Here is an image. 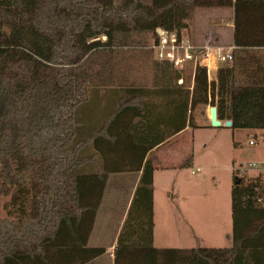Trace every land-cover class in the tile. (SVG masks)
I'll return each mask as SVG.
<instances>
[{
    "label": "trees",
    "instance_id": "obj_1",
    "mask_svg": "<svg viewBox=\"0 0 264 264\" xmlns=\"http://www.w3.org/2000/svg\"><path fill=\"white\" fill-rule=\"evenodd\" d=\"M213 8L233 11L236 47L214 81L198 66L190 85L155 58L148 87L113 56L90 68L98 53L142 34L153 43L156 29L179 35L194 11ZM102 91L116 94L114 106L100 108ZM197 106L215 107L231 130L264 131V0H0V264H89L104 255L87 243L109 175L125 171L141 176L113 264H264L257 184L235 177L230 247H153L154 167L145 157L186 123L194 128ZM86 119L97 124L86 128ZM125 153L128 164L113 163Z\"/></svg>",
    "mask_w": 264,
    "mask_h": 264
},
{
    "label": "rangeland",
    "instance_id": "obj_2",
    "mask_svg": "<svg viewBox=\"0 0 264 264\" xmlns=\"http://www.w3.org/2000/svg\"><path fill=\"white\" fill-rule=\"evenodd\" d=\"M99 39L105 42V37ZM152 41L151 34H142L135 37L129 46L115 49L112 55L98 53L96 56L100 58L90 63V68L99 70L104 58L113 56L111 64L119 68H133L148 81L150 62L155 58L154 53L150 52ZM192 72L191 68L181 71L187 83ZM211 72L209 76L213 78L214 73ZM195 117L198 118L197 115ZM202 123L197 119L194 128L190 129L191 133L187 134V153L192 158L189 168L161 170L155 175V248L230 247V191L235 177L232 169L254 161L264 163V141L253 147L247 144L249 138L260 135V132L213 128L209 127L210 122L205 127ZM4 217L0 203V220ZM97 243L93 241L94 245H102ZM101 258L100 264H113L107 255Z\"/></svg>",
    "mask_w": 264,
    "mask_h": 264
},
{
    "label": "crops",
    "instance_id": "obj_3",
    "mask_svg": "<svg viewBox=\"0 0 264 264\" xmlns=\"http://www.w3.org/2000/svg\"><path fill=\"white\" fill-rule=\"evenodd\" d=\"M233 11L228 9H204V10H196L193 12L191 17L187 20V27L182 32L184 35H187V38L191 40V42L196 46H202L205 44L216 45V46H229L232 45L233 42V34H234V21H233ZM185 35V36H186ZM216 71H212L214 73V77L209 76V82L215 80ZM142 77V75H138L135 72L134 78ZM145 80L142 81L146 87H148L146 77H143ZM186 81V79L184 78ZM183 79L177 81V84H182ZM187 82V81H186ZM190 85L192 84V76L188 82ZM177 91V88H175ZM103 96L97 95L94 100L97 98L100 100V108L105 109V107L114 106V102L116 99V94L113 92H103ZM104 95H107L105 97ZM139 98V97H138ZM156 100V99H155ZM167 100V99H166ZM157 101V100H156ZM93 110V109H92ZM208 107L205 106H197L191 114L193 126L196 124V120L199 119L203 123V126H207L209 123V114ZM114 111V109H113ZM93 112V111H92ZM91 112V113H92ZM197 115V119L195 117ZM188 116V115H186ZM181 120V119H180ZM177 121L174 127H178L180 124ZM89 120H85V127L94 126L97 123L89 125ZM97 122V121H96ZM135 122V121H134ZM208 127V126H207ZM210 127V124H209ZM223 126V122H221V126ZM113 130L117 129V125H113ZM188 124L184 129L173 135L172 137L167 138L164 142L157 147L153 148L149 151L145 157V160H148L152 166L154 167L153 173V213L155 217L154 211V185H155V175L161 170H169V169H183L182 165L189 159L191 155H188V136L187 134L191 133ZM141 129H137V133H140ZM117 134V133H116ZM114 134V136L116 135ZM112 142V139H110ZM128 153L119 157H113L115 160L113 163L118 164L117 160L119 159V164L129 163ZM187 158V159H186ZM186 159V160H185ZM233 170V169H232ZM141 176L140 172H116L111 173L108 177L102 201L100 203L99 209L96 214L95 222L90 233L87 247L89 248H103L106 250L105 254L102 256H108L110 263H113L114 259V251L115 245L117 242V238L121 232L124 221L126 219L131 201L134 196V192L138 186L139 180ZM154 222V219H153ZM92 239V240H91ZM93 241L102 243V245H94ZM153 242H154V231H153ZM109 244V245H108ZM163 249V248H162ZM102 258H98L92 261L89 264H100Z\"/></svg>",
    "mask_w": 264,
    "mask_h": 264
},
{
    "label": "built area",
    "instance_id": "obj_4",
    "mask_svg": "<svg viewBox=\"0 0 264 264\" xmlns=\"http://www.w3.org/2000/svg\"><path fill=\"white\" fill-rule=\"evenodd\" d=\"M160 30L159 33L157 31ZM157 38L152 43L150 50L154 53L158 62H166L179 71L187 68L203 67L206 69L207 78L210 72L219 67H229L233 61V51L236 47L204 45L196 46L183 32L179 35L169 33L162 29H156ZM192 72V74H193ZM260 135H254L247 140L251 147L264 141V131H258ZM235 178L244 184H254L255 204L264 206V163L250 162L246 165H238L233 168ZM253 174V175H251Z\"/></svg>",
    "mask_w": 264,
    "mask_h": 264
},
{
    "label": "water",
    "instance_id": "obj_5",
    "mask_svg": "<svg viewBox=\"0 0 264 264\" xmlns=\"http://www.w3.org/2000/svg\"><path fill=\"white\" fill-rule=\"evenodd\" d=\"M160 30L157 31V33H159ZM208 114H209V121H210V126L213 128H218L221 126V122L217 120V115H216V108L215 107H210L208 110ZM224 127L226 128H230L231 127V122L227 121L223 124ZM239 180L236 179L235 180V184L238 185L239 184Z\"/></svg>",
    "mask_w": 264,
    "mask_h": 264
}]
</instances>
